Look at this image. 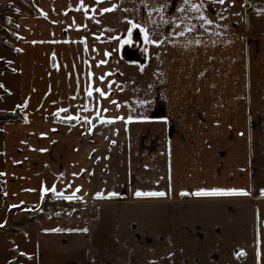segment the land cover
I'll return each mask as SVG.
<instances>
[{
    "label": "crops",
    "instance_id": "0c3cea01",
    "mask_svg": "<svg viewBox=\"0 0 264 264\" xmlns=\"http://www.w3.org/2000/svg\"><path fill=\"white\" fill-rule=\"evenodd\" d=\"M33 2L0 51V264H264V0ZM79 195L96 218L8 227Z\"/></svg>",
    "mask_w": 264,
    "mask_h": 264
},
{
    "label": "built area",
    "instance_id": "2783aa9c",
    "mask_svg": "<svg viewBox=\"0 0 264 264\" xmlns=\"http://www.w3.org/2000/svg\"><path fill=\"white\" fill-rule=\"evenodd\" d=\"M40 212L63 218H74L79 222L92 220L99 215V206L96 200L87 195L75 197L57 196L43 201Z\"/></svg>",
    "mask_w": 264,
    "mask_h": 264
},
{
    "label": "rangeland",
    "instance_id": "374dc122",
    "mask_svg": "<svg viewBox=\"0 0 264 264\" xmlns=\"http://www.w3.org/2000/svg\"><path fill=\"white\" fill-rule=\"evenodd\" d=\"M23 5H26L29 8H31L33 11H35L34 13L40 14V12L36 9V6L34 5L33 0H0V51H4V49H9L10 39H12V36H14L13 33H11L8 30V28L6 27V25L8 24V18H9L8 16H10L11 14H15L17 8L21 9L23 7ZM10 17H12V15ZM109 17L116 18L115 15L109 16ZM126 18H128L127 15H126ZM112 24H113V21H109L110 27L112 26ZM4 53L0 52V56H4L5 55ZM6 66L8 67V70H11V68L8 64H4V63L0 62V74L4 73L3 71L7 69ZM2 95H3V91H2V88L0 87V101L2 100V98H1ZM14 114L17 115L18 117L20 115L19 112H17V113L14 112L13 114L0 115V118H2V117L8 118L10 116H13ZM3 197H4V195H3V182H2V176L0 174V207L3 204ZM22 218L18 219L17 221L11 222V225H13L15 222L16 223L18 221L20 222V220Z\"/></svg>",
    "mask_w": 264,
    "mask_h": 264
},
{
    "label": "trees",
    "instance_id": "16d2710c",
    "mask_svg": "<svg viewBox=\"0 0 264 264\" xmlns=\"http://www.w3.org/2000/svg\"><path fill=\"white\" fill-rule=\"evenodd\" d=\"M7 71H10V70H8V67L3 72H7ZM3 94H4V91H3ZM21 111L22 110H17L16 111V113L19 112V114H20L19 117L14 114L13 116H10L8 118H6V117L5 118L4 117L0 118V121H10V120H18V119H21L23 117ZM42 216H45V214H43L42 212H38L36 214H27L26 216H24L20 220V222L18 221L17 223L15 222L14 224L15 225H18V226H24V225H27L28 223H31V222H34V221L38 220ZM8 227L13 228L12 225H11V223L8 225Z\"/></svg>",
    "mask_w": 264,
    "mask_h": 264
},
{
    "label": "snow or ice",
    "instance_id": "6c2138e0",
    "mask_svg": "<svg viewBox=\"0 0 264 264\" xmlns=\"http://www.w3.org/2000/svg\"><path fill=\"white\" fill-rule=\"evenodd\" d=\"M185 3L188 2V0H184ZM221 3L224 2V0H220ZM193 8H196L197 5H192ZM208 23H211V21H207ZM133 27H137V25L133 24ZM131 31V30H130ZM141 31H144L142 28H141ZM147 39V37H145ZM0 87H2V85H0ZM99 91V90H98ZM103 94V93H102ZM225 190H218V189H213L211 194H216V193H223ZM228 192H231V193H236V192H240L241 194H244L243 193V190H235V189H232V190H227ZM198 195L200 194H210V193H207V192H204L203 190H201V192H198L197 193ZM97 195H100L99 193H97ZM111 195V194H110ZM137 196H141V195H153V196H163L164 193L163 192H152V193H141V192H137L136 193Z\"/></svg>",
    "mask_w": 264,
    "mask_h": 264
}]
</instances>
